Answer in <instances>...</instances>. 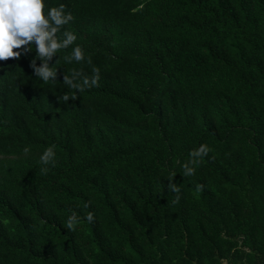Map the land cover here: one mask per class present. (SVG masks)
<instances>
[{
  "label": "trees",
  "instance_id": "trees-1",
  "mask_svg": "<svg viewBox=\"0 0 264 264\" xmlns=\"http://www.w3.org/2000/svg\"><path fill=\"white\" fill-rule=\"evenodd\" d=\"M60 4L74 20L57 36L77 40L49 62L55 82L34 75V45L0 61V264H264V0H45V12ZM76 45L85 62H65ZM93 66L98 87L63 83Z\"/></svg>",
  "mask_w": 264,
  "mask_h": 264
},
{
  "label": "clouds",
  "instance_id": "clouds-1",
  "mask_svg": "<svg viewBox=\"0 0 264 264\" xmlns=\"http://www.w3.org/2000/svg\"><path fill=\"white\" fill-rule=\"evenodd\" d=\"M45 0H0V61L9 59H19L22 53L32 52L35 46L36 56L30 62L34 75L41 79L44 83L57 80L58 70H54L50 66V61L61 50L68 49L74 45L77 36L72 31H64L63 38L57 36L61 29L74 20L71 13L65 12V6L60 4L59 7H49L45 12ZM19 50V51H17ZM65 62L77 63L85 62L86 57L83 49L76 45L72 48L71 53L63 57ZM41 61L37 66L36 61ZM92 64L91 58L86 61ZM92 76L84 75L83 71L73 70L71 77L64 75L63 83L69 88L83 92L86 89L99 86V69L93 66L91 68ZM80 82H77V81ZM69 99L75 100V96H69L67 93L58 97L66 104ZM55 146H50L44 150L40 156L42 165L54 164ZM29 148L25 147L23 152L28 154ZM210 149L207 145H201L198 149H194L189 155L192 158L190 164L195 165L200 162V158L206 156ZM189 163L183 165L184 176H193L195 174L194 167H190ZM41 172L47 174L48 168H41ZM174 176L168 178V188L172 192L179 193L180 188L176 183H172ZM197 189H201L202 185H197ZM179 202V196L173 203ZM87 222H94V214L89 212L85 217ZM79 220L75 213L70 215L66 221V227L70 231L76 230Z\"/></svg>",
  "mask_w": 264,
  "mask_h": 264
},
{
  "label": "rangeland",
  "instance_id": "rangeland-1",
  "mask_svg": "<svg viewBox=\"0 0 264 264\" xmlns=\"http://www.w3.org/2000/svg\"><path fill=\"white\" fill-rule=\"evenodd\" d=\"M225 264V263H224Z\"/></svg>",
  "mask_w": 264,
  "mask_h": 264
}]
</instances>
